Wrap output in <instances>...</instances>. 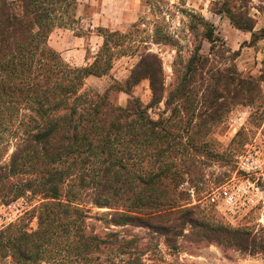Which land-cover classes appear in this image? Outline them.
Returning <instances> with one entry per match:
<instances>
[{"label":"trees","instance_id":"obj_1","mask_svg":"<svg viewBox=\"0 0 264 264\" xmlns=\"http://www.w3.org/2000/svg\"><path fill=\"white\" fill-rule=\"evenodd\" d=\"M77 2L0 0V204L38 199L0 228V264H144L140 239L94 229L93 207L111 209L103 213L107 224L155 228L152 221L162 220L157 228L169 231L192 222L193 209L182 207L186 193L178 188L183 174H195L200 151L207 147L205 134L194 136V119H188L195 117L190 110L197 76L209 95L217 93L199 126L224 116L220 110L227 103L218 101L222 81L225 91L234 84V98L247 94L264 106V73L258 78L223 74L209 66L202 44L169 94L168 106L176 104L170 117L154 119L148 113L165 93L163 64L154 53L142 55L125 83L115 82L104 94L84 91L89 76L107 74L115 56L124 52L125 35L100 27L104 42L94 61L68 63L49 38L57 27L77 21ZM217 12L227 13L240 29L255 28L241 22L227 1ZM192 14L214 48V25ZM253 36L263 37L264 27ZM143 79L152 91L148 105L137 98L126 106L109 99L112 90L131 93ZM214 231L216 238L240 246L257 243L244 231Z\"/></svg>","mask_w":264,"mask_h":264},{"label":"rangeland","instance_id":"obj_2","mask_svg":"<svg viewBox=\"0 0 264 264\" xmlns=\"http://www.w3.org/2000/svg\"><path fill=\"white\" fill-rule=\"evenodd\" d=\"M225 1L241 22L255 25L253 31L236 27L227 13L217 12ZM119 2L122 9L129 4L128 0ZM137 7V15L127 10L124 15L113 17L110 5L101 7V0H95L92 12L103 13L93 15L90 11V17L96 19V26L87 28L88 22L78 19L72 25L76 33L88 36V43L84 47L87 50L86 60L80 63L66 60L73 66H86L94 61L104 42L100 27L125 35L124 46L121 48L124 54L115 56L113 67L107 74L89 76L84 91L104 94L115 82L125 83L142 55L154 53L163 64L165 93L162 101L150 107L148 113L154 119L170 117L175 113L176 104L169 107L167 99L180 82L199 44H202L200 53L210 59L209 66L223 74L237 71L241 77L258 78L264 73V36L258 40L253 36L254 32L258 33L264 27V0H140ZM194 12L203 15L214 25L218 39L214 48L205 39L203 27L193 17ZM101 22L105 25L110 23L113 28L103 26ZM202 81L198 75L193 84L196 96L193 110L190 111H195V117L188 118V115L182 114L185 120L194 119L192 127H196L191 132H194V136L205 134L204 141L207 143L206 149L200 151L202 156L200 162H197L195 174L185 173L183 179L179 180L178 190L186 193L180 204L184 208L193 209V221L180 222L178 227L165 223L170 226L169 231L157 228L162 220L152 221L155 228L107 224L103 213L111 209L93 207L90 223L100 233L118 231L127 239H140L144 264H264V205L228 211L207 200L213 190L234 176L238 158L248 145L264 144V106L260 101L247 99V94L243 98H234V84L229 91H225L222 81L219 83V95L223 97L218 98V101L227 103L220 110L224 116L208 122L206 126H199L209 114L208 107L212 101L217 100V93L209 95ZM261 90L264 93V81ZM151 97L148 79H143L131 93L115 89L109 94L113 103L123 106L133 98L148 105ZM197 126L202 132H195L199 129ZM37 203L38 199L24 197L9 205L0 204V228ZM32 226H37L36 218ZM218 227L249 233L251 240L257 243L254 246H240L236 242L216 238L212 233ZM5 264L12 263L6 260Z\"/></svg>","mask_w":264,"mask_h":264},{"label":"built area","instance_id":"obj_3","mask_svg":"<svg viewBox=\"0 0 264 264\" xmlns=\"http://www.w3.org/2000/svg\"><path fill=\"white\" fill-rule=\"evenodd\" d=\"M207 200L228 211L264 205V144L248 145L238 158L234 176L213 190Z\"/></svg>","mask_w":264,"mask_h":264},{"label":"crops","instance_id":"obj_4","mask_svg":"<svg viewBox=\"0 0 264 264\" xmlns=\"http://www.w3.org/2000/svg\"><path fill=\"white\" fill-rule=\"evenodd\" d=\"M78 6L76 9V19L81 22L87 21V28H94L96 26V19L90 17V11L92 12L93 4L95 0H78ZM124 2V0H123ZM129 4L124 9L121 8L119 0H101V7L110 5L112 8V16H120L127 13V10H132V14H138V7L140 0H128ZM131 5L133 7H131ZM93 15H102L100 12H92ZM92 15V14H91ZM100 22V21H98ZM103 26L112 27L113 25L101 22ZM74 27H57L50 35L49 44L59 51L63 58L70 63H80L86 60L87 50L85 45L88 43V36L85 34H78L75 32Z\"/></svg>","mask_w":264,"mask_h":264}]
</instances>
